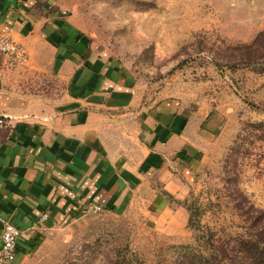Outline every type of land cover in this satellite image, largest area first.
<instances>
[{
  "label": "crops",
  "instance_id": "1",
  "mask_svg": "<svg viewBox=\"0 0 264 264\" xmlns=\"http://www.w3.org/2000/svg\"><path fill=\"white\" fill-rule=\"evenodd\" d=\"M77 6L0 0V33L27 51L21 62L0 54V233L4 222L21 229L12 264L34 252L43 232L31 224L42 212L48 227H65L86 215L87 201L142 205L155 220L181 211L209 158L206 115L177 96L148 100L135 72L84 29Z\"/></svg>",
  "mask_w": 264,
  "mask_h": 264
},
{
  "label": "rangeland",
  "instance_id": "2",
  "mask_svg": "<svg viewBox=\"0 0 264 264\" xmlns=\"http://www.w3.org/2000/svg\"><path fill=\"white\" fill-rule=\"evenodd\" d=\"M77 1L84 29L135 72L146 98H181L189 113L206 115L213 138L177 202L190 208L161 220L142 205L104 208L37 228L43 236L27 264H199L193 252L246 229L237 200L264 210V126L255 124L264 123V72L220 59L264 29V0ZM6 131L0 122V143Z\"/></svg>",
  "mask_w": 264,
  "mask_h": 264
},
{
  "label": "trees",
  "instance_id": "3",
  "mask_svg": "<svg viewBox=\"0 0 264 264\" xmlns=\"http://www.w3.org/2000/svg\"><path fill=\"white\" fill-rule=\"evenodd\" d=\"M227 47L230 49L228 54H220L222 61L233 65L244 63L264 72V29L259 30L249 42H237ZM255 124L260 128L264 126L262 122ZM236 203L249 221L246 229L227 238L219 237L222 240L216 244L207 242L204 252H193L192 258H197L199 264H264V210L251 203L246 205V201L241 199ZM185 206L190 208L188 204ZM212 236L209 232L207 239H212Z\"/></svg>",
  "mask_w": 264,
  "mask_h": 264
},
{
  "label": "built area",
  "instance_id": "4",
  "mask_svg": "<svg viewBox=\"0 0 264 264\" xmlns=\"http://www.w3.org/2000/svg\"><path fill=\"white\" fill-rule=\"evenodd\" d=\"M0 54L8 62H21L27 58V51L25 46L12 37L0 33ZM0 122H3L0 116ZM103 209L100 203L87 201L82 204V213H96ZM48 213L42 212L32 222L31 226L34 228L48 227L47 224ZM21 229L19 226L10 222H4L0 233V261L3 264H12L16 255V244L20 235Z\"/></svg>",
  "mask_w": 264,
  "mask_h": 264
}]
</instances>
